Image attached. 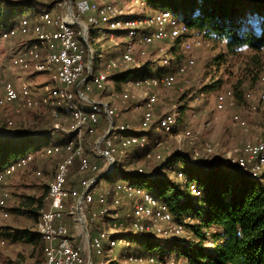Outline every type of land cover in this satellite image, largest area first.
Listing matches in <instances>:
<instances>
[{"label": "built area", "instance_id": "2783aa9c", "mask_svg": "<svg viewBox=\"0 0 264 264\" xmlns=\"http://www.w3.org/2000/svg\"><path fill=\"white\" fill-rule=\"evenodd\" d=\"M45 1L54 2L51 10L29 9L26 11L28 15L18 17L7 27L0 26V44L23 40L21 49L11 59L13 68L19 72L52 74L55 87L44 86L41 89L42 96L38 98L30 84L23 82L17 88L14 82L7 81L0 97V138L18 132L13 117L44 106L54 120L59 122L62 117L66 118V129L60 123H55L54 130L61 131L68 139L46 146L40 151L29 152L0 172V216L5 219L12 216L8 205L9 196L3 190L9 178L26 169L37 156L59 158L55 176L47 189L49 208L40 213L35 223V231L45 243L44 259L39 264H88L89 252L93 264V252L102 256L104 247L112 251L121 244L122 241L117 237L124 234L123 228L127 224L142 237L180 241V244H184L182 237L186 234L185 224L189 221L175 222L168 206L150 192L122 181L114 186L98 188L101 182L98 177L113 172L117 164L115 155L122 156L132 148L145 151L150 143L148 137L128 134L132 131L129 124L117 123L114 126L112 118L116 117V109L106 102L90 98V94L103 88L112 74L130 71L133 66L140 68L138 61L148 56L150 48L154 47L159 53L167 54L168 46L174 41L185 40L183 47L187 57L175 71L144 80L129 79L119 97L122 103H126L132 91H143L145 103L142 108L141 130L149 131L156 124V131L171 136L180 129L183 121L179 120V114L155 120L158 93L153 90L169 88L178 79L185 77L196 66L195 50L202 48L206 42L191 40L190 37L195 33L170 11L153 12L140 21L124 16L126 13L123 12L122 5L127 0H72L74 6L70 0ZM129 1L146 8L139 0ZM92 31L95 33L94 39L89 38ZM107 31L111 34V41L112 34L121 31L133 41L121 48L118 56L105 60L97 51L92 50V45L97 35L104 37ZM96 59L104 66V70L98 73L93 71V61ZM87 79L89 81L86 83ZM261 82L264 83V76L261 77ZM259 103L264 106V95L259 97ZM226 105L227 97L219 95L217 109L224 111ZM104 121L107 127L100 136L99 129ZM233 122L243 130L247 139L242 156L232 163L243 175L258 181L264 188V141L249 138L248 122L239 113L234 114ZM96 136L99 137L90 145L87 138ZM184 137L191 139L192 133L186 131ZM154 143L157 147L163 144L160 139H155ZM87 149L102 164L87 159ZM214 152L212 145L205 144L194 149L191 157H185L184 164L206 169L201 164L202 158L213 155ZM153 157L160 158L151 151L145 158ZM168 160L165 159L162 164H167ZM74 171L82 179L76 189H71L70 178ZM138 174H144L142 168L138 170ZM175 174L177 180H186L183 172ZM37 175L42 176V173L38 172ZM189 191L196 197L202 195V190L195 183L190 184ZM122 207L129 209L125 221L119 220L118 209ZM66 217H70L79 227L78 240L70 236L65 224ZM102 221L108 227L106 230L98 224ZM84 225L87 232L84 231ZM91 234L94 235L93 238ZM125 264L163 263L154 256L135 255L125 261Z\"/></svg>", "mask_w": 264, "mask_h": 264}, {"label": "rangeland", "instance_id": "374dc122", "mask_svg": "<svg viewBox=\"0 0 264 264\" xmlns=\"http://www.w3.org/2000/svg\"><path fill=\"white\" fill-rule=\"evenodd\" d=\"M12 1V0H11ZM100 2L101 0H95ZM41 4H49L51 1L39 0ZM72 6L73 1H72ZM2 6H0V9ZM123 12L126 13V17H134L137 21L144 20V17L152 14L150 10L141 7L136 4H132L129 0L125 1L122 5ZM56 11L55 9L53 10ZM22 15H28L25 12ZM122 19H126L122 17ZM111 34L107 31L106 36H96V40L92 45V50L97 54H100L105 60L115 58L118 56V52L121 48H125L128 43L133 40L130 39L125 32H116L112 34V41L110 40ZM191 40L200 39L204 40L203 36L192 35ZM185 40L182 41V43ZM208 42L202 47L195 50L194 55L196 57V66L189 71V73L176 82L169 88H160L153 91L158 93V104L155 108V120L164 116H173L179 114V120L185 123L181 124L180 129L171 136L165 135L162 131H156L155 126L150 131L141 130V120L143 115V106L145 103V95L143 91L134 90L130 94V99L126 103L120 101V95L124 90V85L116 86L113 82V77L119 74H112L108 82L105 83L103 88L94 90L90 94V98L106 102L110 106L116 109V117L118 123L129 124L131 130L136 134H144V137L149 139V147L145 151L132 148L126 150L125 154L120 156L115 155L117 160L116 167L124 172L138 174L140 168L143 169L144 174L151 177H166L171 181H176L177 176L173 171L181 167L182 163H176L174 169L170 167H164L162 164L165 159L175 153H183L187 158L191 157L194 149L210 144L214 147L215 152L213 155L202 158L201 164L205 167H211L219 161L230 162L238 157L242 156L243 146L247 137L242 129L236 126L233 122V116L235 113H239L245 120H247L250 132L249 138L252 140L264 141V106L259 103V97L264 95V83L260 81V77L264 76V54L259 58V63L255 64L251 60V53L244 52L239 57H224L223 47L220 44H212ZM15 44L6 42L0 44V61H2V67H0V97L3 95L4 84L7 81H13L16 83L17 88L25 82L30 84L33 93L39 98L42 88L44 86L55 87L52 83L50 76L46 74H32L28 72L26 74L17 73L10 61L12 59V52L17 49L12 48ZM163 47H166L163 45ZM168 51L171 47L168 46ZM18 51V50H17ZM16 51V52H17ZM92 51V52H93ZM15 52V53H16ZM148 56L144 59H140L139 65L145 66L149 64L147 73L154 74L156 71L162 68H169L171 64L174 65V70L180 64H176L169 53L161 54L158 49L152 47L148 50ZM178 56H183L181 63L186 59L187 55L184 52V47L181 46ZM1 63V62H0ZM140 67V68H141ZM137 66H133L131 70L137 71L140 69ZM103 63L96 59L93 61V71L98 73L103 71ZM159 77V76H157ZM135 78V74L131 76V79ZM213 84H217V88L211 91L207 87ZM238 86V90L241 95V99L238 101L234 97L235 87ZM250 93L251 98L245 99L244 95ZM219 95H225L227 97V105L224 111L217 109V99ZM186 110V112H182ZM5 122L6 119L4 118ZM15 122V129L18 132L29 135H46L48 141L40 149L46 147L53 141H59L62 139V132H52L55 123H60L61 127L66 129V118L62 117L61 120L56 121L50 116L49 110L42 106L37 110L27 111L19 117H13ZM190 131L192 133L191 139H186L184 133ZM52 132V134H51ZM98 135H102L100 132ZM147 135V136H145ZM42 137V136H40ZM96 137L87 138V142L93 145L96 141ZM39 138V137H36ZM155 139L162 141V146L157 147L154 143ZM152 152L153 155L160 158L153 157L152 159H146V154ZM86 157L89 160L102 164V161L97 160L91 154L90 149H87ZM59 162L58 158H40L31 163L26 169L18 171L12 178L7 180L5 188L8 189V204L10 210L21 205L26 197H33V190L37 193L35 198H40L47 193V185L52 176V170L57 166ZM41 171L42 176H38L37 172ZM71 184L76 185L79 182V177H73ZM119 180L117 174L111 177V180L107 182L106 179H102L99 187L113 186L116 181ZM119 210V220H127V214L129 209L122 207ZM23 215L15 214L12 212V218L8 223H14L18 228H31L33 224L29 219L25 217L22 220ZM28 222V223H27ZM68 223V230L70 236L78 240L77 235L80 232L79 227L72 221L70 217H66ZM35 225V224H34ZM100 228L106 230L108 227L100 223ZM126 232L130 235H134L135 238L124 237L121 244H118L112 251L107 252L105 259L101 258L103 264H125V261L135 256V252L141 251L140 244L143 237L137 234L133 229H127ZM188 233L184 234L183 240H187ZM155 240L160 241L155 238ZM162 246L167 244L166 240H161ZM22 244V248L19 249L20 257L24 258L21 261L30 259V264H37L40 258V252L34 247L27 248L25 243ZM128 251L133 252L134 255L127 256ZM18 252V251H17ZM132 253V254H133ZM23 254V255H22ZM28 254V255H26ZM142 254V253H140ZM95 258V256H94ZM22 262V263H23ZM0 264H13L8 259L0 254ZM167 264H185L182 259L172 257Z\"/></svg>", "mask_w": 264, "mask_h": 264}, {"label": "trees", "instance_id": "16d2710c", "mask_svg": "<svg viewBox=\"0 0 264 264\" xmlns=\"http://www.w3.org/2000/svg\"><path fill=\"white\" fill-rule=\"evenodd\" d=\"M38 1L0 0V6H2L0 26L7 27L29 9L51 10L54 6V2L41 4ZM139 1L143 2L146 9L152 13L172 12L186 24L190 31L203 36L204 42L225 45L221 58L239 57L248 51L251 53V60L258 64L259 58L264 54V0ZM89 38H95L93 31L90 32ZM182 41L178 39L170 46L169 54L173 56L176 64L181 63L183 58L182 55H177L183 46ZM173 63L169 68H162L154 74L146 72L150 65L145 64L137 71H126L112 79L114 85L122 86L131 79L133 74L136 80L160 77L173 72ZM207 88L214 91L217 84ZM249 96H251L250 93H247L244 98L249 99ZM234 97L238 101L241 99L238 86L235 87ZM112 119L115 126L118 123L117 117ZM106 127L107 124L104 121L99 133L103 134ZM52 132L56 130L53 129ZM128 134L144 137V134H136L133 131ZM47 137L42 135L39 138H26L4 135L0 138V172L29 152L40 149L48 142ZM67 139L68 136L62 133L61 141L64 142ZM168 159L167 164L164 165L165 168L174 169L176 163H183L173 173L183 172L185 181L132 174L116 166L113 172L104 178L108 182L113 175L117 174L119 180L115 184L122 181L137 189L148 191L168 206L175 222L189 221L185 224L189 237L184 240V244H180V241H167L163 247L161 240L143 237L139 246L142 250L139 253L135 252V255L154 256L163 264H167L172 257L182 259L185 264H264L263 186L258 181L243 175L236 165L230 162L219 161L213 167L203 169L185 165L183 153L172 154ZM71 183V189H73L74 185ZM192 183L202 190L200 197L190 193L189 186ZM48 208L46 193L40 198L26 197L21 205L10 211L36 222L40 213ZM127 229H130L129 224L123 228L124 234L117 239L135 238L134 235L126 232ZM91 236L94 237L92 234ZM8 237L12 242L22 241L38 249L40 258L37 264L43 261L45 243L35 228L12 230ZM107 252H109L107 247H104L102 256H97L93 252V264H99L101 258L105 259ZM132 253L128 251L127 256L134 255Z\"/></svg>", "mask_w": 264, "mask_h": 264}, {"label": "crops", "instance_id": "0c3cea01", "mask_svg": "<svg viewBox=\"0 0 264 264\" xmlns=\"http://www.w3.org/2000/svg\"><path fill=\"white\" fill-rule=\"evenodd\" d=\"M196 35H198V34H196ZM10 43H12V44H15V46H12V48H15V49H17V50H19V49H21V47H22V44H23V40H21V39H18V40H15V41H10L9 42V44ZM222 47H223V49L225 48V45H222ZM16 50V51H17ZM15 51V52H16ZM15 52L13 51L12 52V54H15ZM14 56V55H13ZM12 56V57H13ZM1 63H0V67H2V61H0ZM10 66H12V64H11V61H10ZM12 68H13V66H12ZM17 73H19V74H26V73H28V72H19L18 70H16L15 68H13ZM32 74H33V72H31ZM35 74V73H34ZM42 75V74H41ZM47 76H50V79H51V81H52V83H54L55 84V82L53 81V79H52V74H46ZM12 82H14V80L12 81ZM14 84H16L15 82H14ZM48 86H50V85H48ZM52 87V86H51ZM40 96H42V92H41V94H40ZM17 117H19V116H16V118ZM120 123V122H119ZM66 127H67V125H66ZM59 142H62L61 140H59V141H53L52 143H49L47 146H49V145H51V144H55V143H59ZM34 152H37V151H34ZM186 157V156H185ZM41 157H39V156H37L36 157V160H38V159H40ZM42 159V158H41ZM59 159V158H58ZM35 160V161H36ZM181 163V162H180ZM179 163V164H180ZM58 164V163H57ZM181 165H183V163L181 164ZM214 165H211V167H213ZM56 169H57V166L52 170V176H51V179H50V181H49V183L53 180V178H54V176H55V173H56ZM38 172H41V171H38ZM38 172H37V174H38ZM76 176H78L79 177V181L82 179V176L81 175H79L78 173H76V171H75V173H73V175H72V177L70 178V183L71 182H73L74 180H73V177H76ZM12 178V177H11ZM49 183H48V185H47V189H48V186H49ZM78 184H79V182H78ZM78 184H76V185H74L73 186V188L74 189H76L77 187H78ZM71 186V185H70ZM3 190L5 191V192H7L8 191V189H6L5 188V186H3ZM8 193V192H7ZM33 197L32 198H35L34 197V195L37 193L35 190H33ZM40 192H38L37 193V195H40L39 194ZM9 205V204H8ZM12 214V213H11ZM26 216H22V220L25 218ZM11 218H12V216H11ZM10 219H5V218H3L2 216H0V254L2 255V256H4L6 259H8L10 262H12L13 264H30L31 263V260L28 258V259H26L24 262L23 261H21V259H24V258H19L20 256V252L21 251H19V249L20 248H22V244H20V243H25V242H22V241H17V242H12L11 240H10V238L8 237L9 236V234L12 232V230H20L21 228H18V226H16V224H12V223H8V221H9ZM30 223H34V221H29ZM28 223V222H27ZM36 223V222H35ZM34 223V224H35ZM33 224V226H34V228H35V225ZM65 224H66V226L68 227V223L66 222V219H65ZM24 229V228H23ZM25 244H27V243H25ZM27 248H32L33 246L32 245H30V244H27V245H25ZM18 251V252H17ZM23 255V254H22ZM26 255H28V254H26ZM23 262V263H22Z\"/></svg>", "mask_w": 264, "mask_h": 264}, {"label": "water", "instance_id": "95a60500", "mask_svg": "<svg viewBox=\"0 0 264 264\" xmlns=\"http://www.w3.org/2000/svg\"><path fill=\"white\" fill-rule=\"evenodd\" d=\"M70 2H72V0H70ZM77 24H80V23L77 21ZM88 81H89V79L85 80L86 83H87ZM14 135H16V136H20V137H26V138H28V137L36 138V137H40V136H42V134H41V135H29V134H24V133H22V132H17V133H15ZM101 139H102V138H101ZM206 168H211V167H206ZM106 176H107V175L99 176V177H98V180H102V179H104ZM84 231L87 232V229H86V226H85V225H84ZM88 264H91V252H89V254H88Z\"/></svg>", "mask_w": 264, "mask_h": 264}]
</instances>
